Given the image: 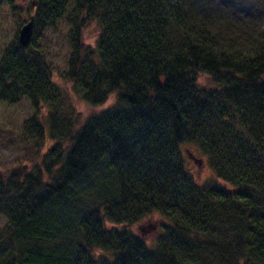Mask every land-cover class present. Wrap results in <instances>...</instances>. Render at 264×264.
Instances as JSON below:
<instances>
[{"label": "trees", "instance_id": "16d2710c", "mask_svg": "<svg viewBox=\"0 0 264 264\" xmlns=\"http://www.w3.org/2000/svg\"><path fill=\"white\" fill-rule=\"evenodd\" d=\"M34 5L30 51L16 37L0 58V102L26 98L27 125L55 144L32 170L0 171V264H264V0ZM62 21L63 81L93 108L114 97L83 121L38 44ZM154 214L165 222L149 246L129 228Z\"/></svg>", "mask_w": 264, "mask_h": 264}, {"label": "rangeland", "instance_id": "374dc122", "mask_svg": "<svg viewBox=\"0 0 264 264\" xmlns=\"http://www.w3.org/2000/svg\"><path fill=\"white\" fill-rule=\"evenodd\" d=\"M36 0H0V58L5 49L18 39L19 31L25 26L30 17L33 16ZM68 25L60 22L57 29L46 27L42 36L38 39V44L42 54L52 69V80L55 85L64 93L68 102L65 111L78 115L80 121L87 119L92 113H97L108 108L114 100L110 98L108 102L97 108L86 105L74 93L71 86L63 81L62 75L67 70V60L70 55L69 44L66 39ZM99 35L97 24H91L84 30L83 41L92 48L95 46ZM17 37V39H16ZM16 39V40H15ZM17 43V42H16ZM207 83L205 76L199 77V84ZM64 111V112H65ZM35 111L30 102L23 98L14 105L0 102V171L8 173L12 170L25 168L32 170L35 166L42 164V157L46 155L54 146L53 140H40L33 132L27 122L35 115ZM38 122L47 128V111L41 108L37 113ZM50 126L48 127V131ZM47 131V132H48ZM47 135V133H46ZM194 155L195 158H203L196 150L186 148V151ZM201 160V159H200ZM188 169L196 178L198 184L207 186L213 183V175L205 162L201 160L200 167L194 162H188ZM164 219L159 215H152L136 223L129 228L130 232L141 237L149 246H153L160 235V226ZM6 225L4 219L0 218V230Z\"/></svg>", "mask_w": 264, "mask_h": 264}, {"label": "water", "instance_id": "95a60500", "mask_svg": "<svg viewBox=\"0 0 264 264\" xmlns=\"http://www.w3.org/2000/svg\"><path fill=\"white\" fill-rule=\"evenodd\" d=\"M34 26H35V18L34 16H31L29 22L25 26H23L19 31L17 46L22 53L26 54L30 51V43L33 36ZM186 157L191 161H193L197 165V167H200L201 165L200 159L195 158L188 151H186Z\"/></svg>", "mask_w": 264, "mask_h": 264}]
</instances>
